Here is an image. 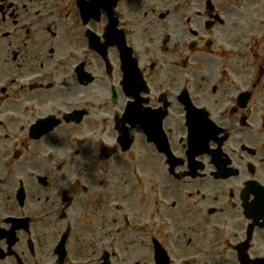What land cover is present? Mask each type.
I'll use <instances>...</instances> for the list:
<instances>
[{
	"label": "flooded vegetation",
	"instance_id": "af4514ba",
	"mask_svg": "<svg viewBox=\"0 0 264 264\" xmlns=\"http://www.w3.org/2000/svg\"><path fill=\"white\" fill-rule=\"evenodd\" d=\"M173 2L119 0L115 3L113 17H116L117 24L142 30L136 40L126 38L125 41L133 45L141 56L136 67L145 81L146 94L139 93L137 99L156 109L155 115L148 118L146 127L154 131L159 126V135L166 139L170 150L182 155L188 146L189 130L192 129L190 117L193 116L183 101L176 102L173 96L184 93L196 107L203 108L207 118L211 117L220 128V134L228 137L222 148H218L217 162L210 160L207 151L203 152L199 157L203 166L201 177L187 179L178 187L186 191V195L189 192L198 205L197 215L189 217L188 221L193 234L189 240L196 241L195 251L200 256L192 264H250L256 259H262L260 264H264V194L260 192L261 187L264 188V0L184 2L182 7L187 14L193 9L199 10L198 17H186L187 24L197 27L194 29L196 48L189 46L191 34L184 37L177 27L176 12L171 7ZM37 4V0H0V37L10 46L7 50L0 49V81L20 78L31 71V58L26 52L30 50L32 39L43 37L41 21L36 19L40 11L33 8ZM90 20L94 21L93 18ZM96 20L107 22L108 16L101 11ZM91 28L94 29L95 25L91 24ZM22 47L25 51L19 59L17 53L12 56V49L14 52ZM98 57L94 56L86 66L92 79L84 86L90 91L89 98L102 105L106 118L102 122L98 117L90 118L86 129L88 133L98 132L107 138H115L117 128L130 127L124 121L117 126L116 120L127 103L135 101V97L129 96V89H125L123 81L122 87L120 85L123 74L118 50L108 47L106 61ZM38 59L41 68L43 61ZM24 64L25 71L22 69L17 73L16 70ZM108 68L110 71L107 73ZM112 88L116 90V100V94L111 93ZM241 92H244L242 96ZM62 93L66 100L73 97L70 91ZM21 94L37 99L41 88L22 91ZM223 107H227L224 115L220 113ZM142 111L141 106V114ZM194 117L199 124L197 131L209 134L204 116ZM34 119L25 106L24 98L15 96L11 89L0 91V148L16 146V120H26L29 129ZM65 133L60 132V136ZM136 137V148L148 152L149 161L145 163L167 167L166 156L156 151L157 146L148 142L146 135L138 133ZM53 140L57 142L58 138ZM114 143L110 147L118 148ZM211 148L215 149V145L211 144ZM25 166L26 161L12 170L7 182L0 181V207L11 214L35 212L42 215L44 221L16 230L8 249L13 254L1 258L0 264H41L42 258L33 252L29 241L40 244L44 240L30 235L32 227L34 230L42 227L55 229L63 225L47 216L53 189L37 194L38 188H45L46 177L42 180L38 174L32 176L30 171H25ZM185 168L184 165L178 170ZM154 180L164 181L165 192L175 188L168 186L174 182L169 176H157ZM31 183L34 184L33 190L27 188ZM19 186L25 190L22 205L15 199V190ZM1 212L3 210L0 209V215ZM3 243L5 241H0V246ZM119 247L125 264L132 263L134 259L140 264H154V252L148 245L119 240ZM126 249L132 251L126 252ZM133 251H136V257L132 256Z\"/></svg>",
	"mask_w": 264,
	"mask_h": 264
},
{
	"label": "rangeland",
	"instance_id": "374dc122",
	"mask_svg": "<svg viewBox=\"0 0 264 264\" xmlns=\"http://www.w3.org/2000/svg\"><path fill=\"white\" fill-rule=\"evenodd\" d=\"M73 25V27H72ZM71 25V32L77 26L76 22H73ZM53 30V29H52ZM67 29L61 31L60 35H65L66 40L62 44L65 48L67 46L77 47L75 44L73 37L69 36L70 33H67ZM53 42V41H52ZM61 40L58 41L60 43ZM55 43V42H53ZM83 42H80V46ZM49 46V45H48ZM84 93L88 95L90 94L89 90H84ZM41 94H44L41 92ZM41 100V97H40ZM36 102H38L36 100ZM40 106L43 107V112H52L57 106L52 105L49 101L46 103L38 102ZM42 112V113H43ZM32 115L35 113L32 112ZM23 120H16L15 125L16 128L21 125ZM85 125H88V120ZM81 125L77 127H73L69 133L62 134L61 136H56L58 141H54L55 136H51L45 139V142H34L29 145L30 150H25L23 152L24 159L26 158V166L25 171L28 173L29 171H33L34 174L41 175L42 177H46L45 188L37 189V194L41 195L42 193L51 192V189H54L57 186H60L56 183H62L63 178L67 179L71 176L72 170L75 165H77L81 160H83L87 155V150L89 149L87 143H85V131L86 126ZM81 140V141H79ZM138 152L135 150L134 154L129 156H125L123 158H117V155H114L109 160L100 162L99 165L87 175V178L84 180H80L81 190L78 192L75 191L73 194L75 200L78 198L77 202L73 204V210L75 208L77 212L76 217V226H77V236L80 237L81 241H84L86 246V240L93 241L96 239H100L97 243L103 242L106 239L104 238V233L107 230L113 232L117 225H114V222H110L111 218L117 221V224L120 223L122 218V226L123 230L120 234L123 235L120 238L121 241L126 242L129 240L130 234L135 235L139 238V241L143 240L141 237V232L137 229L132 230L130 227L132 226H141L144 224L148 225L149 216L151 212L154 214L155 211V202L154 198H159L160 204L166 202L170 208H165L164 211L168 212L171 216L167 219L169 224H176V226H182L178 230V234L183 239L180 241L175 235L171 239L170 248L173 251L179 253V256L182 254L186 255L191 251V249H186L185 244L186 240L189 236V217L194 216L198 213V205L197 203H190L182 193L181 189L175 190H167L166 195H171L165 197L161 191L160 196L157 194L150 197L142 194L141 204L134 205V207L127 206V198L130 200V194L134 192V188L136 187V182H133V179L139 176H143L141 172L145 169H142L140 173H138V169L140 168L139 164L135 160L138 156ZM3 155V153L1 154ZM148 152L145 151V157L141 159V163L149 161L147 158ZM1 161V159H0ZM64 161L65 165L60 166V162ZM136 162V165H134ZM155 164V161H154ZM46 166V167H45ZM61 167L60 170H54V167ZM155 166V165H153ZM30 167L32 170H30ZM24 170H21L23 172ZM61 172V173H60ZM134 172V173H133ZM147 172V171H145ZM148 173V172H147ZM152 174L155 171L151 172ZM139 174V175H138ZM55 178L52 180V184L50 183V178L52 176ZM58 175V176H57ZM26 182V181H25ZM51 187L49 188L48 187ZM162 188V184L160 185ZM29 190L34 189V184L31 183L27 185ZM81 199H85L84 202L80 203ZM163 199V200H162ZM165 200V201H164ZM140 202V201H139ZM175 203L174 206L171 204ZM134 204H137L134 203ZM151 205V212L149 213L147 208ZM162 208V206H160ZM120 209V210H118ZM103 216V219H102ZM101 219V220H100ZM126 219H128L126 221ZM193 219H195L193 217ZM154 221V216L151 219ZM181 222V223H180ZM107 226L106 229H103L104 226ZM42 228H38L36 231H42ZM172 232V230H170ZM174 231V230H173ZM180 238V237H179ZM92 239V240H91ZM44 242L40 243V247L46 248L47 243L51 241L50 236L44 238ZM194 241L191 242L190 246H194ZM75 253H82V247L78 246L74 249ZM91 249L85 251V253L90 254L92 257Z\"/></svg>",
	"mask_w": 264,
	"mask_h": 264
},
{
	"label": "bare ground",
	"instance_id": "6f19581e",
	"mask_svg": "<svg viewBox=\"0 0 264 264\" xmlns=\"http://www.w3.org/2000/svg\"><path fill=\"white\" fill-rule=\"evenodd\" d=\"M130 200L128 201V198H127V206L130 208V207H134V205H138L139 204V200H140V190L138 188V186H136L134 188V192L130 194ZM137 204H134L136 203Z\"/></svg>",
	"mask_w": 264,
	"mask_h": 264
}]
</instances>
